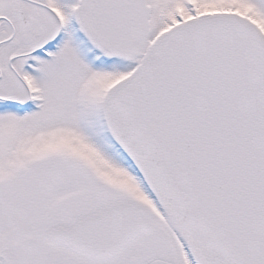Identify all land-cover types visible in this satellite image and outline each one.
I'll return each instance as SVG.
<instances>
[{"label":"snow or ice","instance_id":"snow-or-ice-1","mask_svg":"<svg viewBox=\"0 0 264 264\" xmlns=\"http://www.w3.org/2000/svg\"><path fill=\"white\" fill-rule=\"evenodd\" d=\"M0 264H264V0H0Z\"/></svg>","mask_w":264,"mask_h":264}]
</instances>
